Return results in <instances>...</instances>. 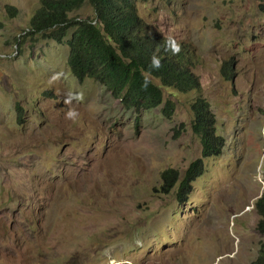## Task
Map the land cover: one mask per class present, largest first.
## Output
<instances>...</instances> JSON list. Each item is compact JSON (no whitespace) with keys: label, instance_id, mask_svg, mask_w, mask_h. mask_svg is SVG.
<instances>
[{"label":"rangeland","instance_id":"374dc122","mask_svg":"<svg viewBox=\"0 0 264 264\" xmlns=\"http://www.w3.org/2000/svg\"><path fill=\"white\" fill-rule=\"evenodd\" d=\"M39 3L0 0V264L256 260L264 246L254 210L264 190V0H134L149 32L189 49L224 139L183 203L178 183L161 192L160 174L174 169L181 181L200 158L191 130L197 92L155 81L159 107L124 109L94 80L72 76L68 38L57 44L29 34ZM93 14L85 4L69 17Z\"/></svg>","mask_w":264,"mask_h":264},{"label":"trees","instance_id":"16d2710c","mask_svg":"<svg viewBox=\"0 0 264 264\" xmlns=\"http://www.w3.org/2000/svg\"><path fill=\"white\" fill-rule=\"evenodd\" d=\"M85 4L93 10L92 19L69 17ZM5 8L10 17L17 16V9ZM29 34L57 44L68 38L66 63L72 76L79 83L94 80L123 108L137 114L162 104V91L153 80L182 93L200 92L198 78L192 73L195 61L187 48L178 43L180 52L173 54L165 39L146 30L136 14L134 0H40L29 21ZM153 57L159 59V67L152 66ZM223 75L230 78V68L223 70ZM170 108L166 103L162 109L167 118L172 115ZM14 109L17 122H21L22 108L16 103ZM191 111V130L200 142V158L188 165L181 181L177 170L166 169L160 174L162 193H169L178 183V203L186 202L192 183L203 174V159L220 155L224 147V139L216 135L215 117L208 102L198 95ZM138 121L137 115L135 123ZM254 210L259 216L257 230L264 234V190ZM251 264H264V246Z\"/></svg>","mask_w":264,"mask_h":264},{"label":"clouds","instance_id":"9594fccd","mask_svg":"<svg viewBox=\"0 0 264 264\" xmlns=\"http://www.w3.org/2000/svg\"><path fill=\"white\" fill-rule=\"evenodd\" d=\"M137 14V13H136ZM139 18V17H138ZM141 20V19H140ZM142 21V20H141ZM145 26V25H144ZM145 28H146V26H145ZM146 30H148L147 28H146ZM151 33V32H150ZM154 35H156V34H154ZM160 37V36H159ZM162 39H165L166 40V47H168L169 48V50L173 53V54H178L179 52H180V45L179 44H181L180 42H176L174 39H172L171 37H169V38H164V37H161ZM179 43V44H178ZM182 45V44H181ZM183 46H185V45H183ZM186 48H187V46H185ZM187 50H188V52L190 53V51H189V49L187 48ZM67 64V63H66ZM198 65V63L197 62H195V65H194V67L192 68V73L194 74V69L196 68V66ZM152 66L153 67H159L160 66V61H159V59H157L156 57H153V60H152ZM195 75V74H194ZM198 78V77H197ZM231 78V77H230ZM155 81H157V80H153V82L155 83ZM158 82V81H157ZM198 82H199V80H198ZM159 83V82H158ZM156 84V83H155ZM160 84V83H159ZM199 86H200V84H199ZM171 89H173V88H171ZM201 89V88H200ZM173 90H175V89H173ZM175 91H177V90H175ZM177 92H179V91H177ZM191 92H196V91H191ZM179 93H181V94H187V93H182V92H179ZM188 93H190V92H188ZM197 94L198 95H200L201 94V91L200 92H197ZM201 96V95H200ZM197 98V97H196ZM118 100V99H117ZM206 100V99H205ZM119 101V100H118ZM163 102V101H162ZM122 106V105H121ZM123 107V106H122ZM125 109V108H124ZM170 109H172V108H170ZM171 113V112H170ZM77 115H78V113L77 112H75L74 110H70L68 113H67V117L69 118V119H75L76 117H77ZM204 160V159H203ZM251 209H253V206H251ZM248 210H250V208H248Z\"/></svg>","mask_w":264,"mask_h":264}]
</instances>
